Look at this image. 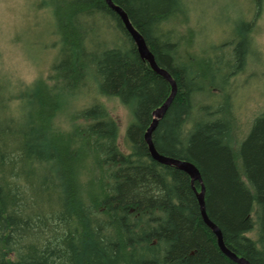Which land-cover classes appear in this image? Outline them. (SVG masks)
I'll return each mask as SVG.
<instances>
[{"label": "trees", "instance_id": "1", "mask_svg": "<svg viewBox=\"0 0 264 264\" xmlns=\"http://www.w3.org/2000/svg\"><path fill=\"white\" fill-rule=\"evenodd\" d=\"M113 2L177 85L157 151L198 168L226 247L264 264V112L244 120L240 94L251 55L263 61L264 0L219 40L184 0ZM34 9L57 54L24 85L0 65V264H240L202 217L201 183L150 153L145 134L172 89L120 15L106 0ZM106 99L130 109L124 133Z\"/></svg>", "mask_w": 264, "mask_h": 264}, {"label": "rangeland", "instance_id": "2", "mask_svg": "<svg viewBox=\"0 0 264 264\" xmlns=\"http://www.w3.org/2000/svg\"><path fill=\"white\" fill-rule=\"evenodd\" d=\"M35 1L0 0V65L16 84L31 83L47 73L57 54L56 46H50L55 36L46 30L43 20L48 13L41 10L37 16ZM184 1L191 8L194 18L199 14L204 21L213 22L214 35L211 36L214 40L228 37L233 25L249 18L254 6L252 0ZM258 29L253 41L262 51L259 53L263 61H254L251 55L247 71L241 78L240 94L246 102L242 114L244 120H251L264 112V9L258 18ZM106 103L114 116L120 119L124 133L132 120L130 109L118 100L106 99Z\"/></svg>", "mask_w": 264, "mask_h": 264}, {"label": "water", "instance_id": "3", "mask_svg": "<svg viewBox=\"0 0 264 264\" xmlns=\"http://www.w3.org/2000/svg\"><path fill=\"white\" fill-rule=\"evenodd\" d=\"M106 1L108 3L109 7H111L114 11H116L120 15L127 31L129 32V34L133 38L134 42L136 43V46L138 48V52H139L141 58L148 61L151 68L154 71H156L158 74L162 75L171 85L172 91H171L170 96L168 97V99L164 102V104L161 107L157 108L153 112V121H152L150 127L148 128V130L145 134V140L149 146V150H150L152 157L162 164L175 166L178 169L186 172L190 176V178L192 179L193 183L195 181H199L201 183V185H202L201 192L198 194L199 204H200V208H201V214H202V217H203L205 223L213 230V232L217 236L218 243H219V246L221 247L222 251L228 257H230L232 260H234L237 263L251 264L249 261H247L243 257L237 256L233 251H231L229 248L226 247V245L223 241V235H222L221 230L219 229V227L216 224H214L209 219L207 212H206V206H205V187L203 185L201 174H200V171L198 170V168L195 165H193L191 162L175 159L173 157H167V156H165V155H163L157 151V149L154 145L153 139H152V134H153L154 130L156 129V127L158 126L160 119H162L163 116L165 115V113L167 112L170 104L172 103V101L176 95V92H177L176 82L166 70L160 68L157 65L155 58H154V55L149 50V48L145 42V39L143 38L141 33H139V31L132 25L131 21L129 20L128 15L126 14V12L121 7L116 5L113 2V0H106Z\"/></svg>", "mask_w": 264, "mask_h": 264}]
</instances>
